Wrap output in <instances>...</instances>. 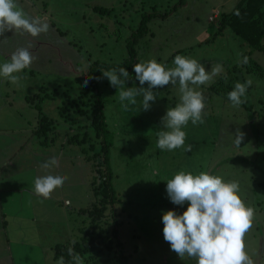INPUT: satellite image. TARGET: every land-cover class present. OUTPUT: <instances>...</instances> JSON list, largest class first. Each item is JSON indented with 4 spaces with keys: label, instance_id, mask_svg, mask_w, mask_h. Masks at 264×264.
Here are the masks:
<instances>
[{
    "label": "rangeland",
    "instance_id": "1",
    "mask_svg": "<svg viewBox=\"0 0 264 264\" xmlns=\"http://www.w3.org/2000/svg\"><path fill=\"white\" fill-rule=\"evenodd\" d=\"M16 2L26 18L49 27L38 36L23 28L0 34V64L8 62L18 48L26 47L35 59L18 75L38 71V78L18 85L0 77V264H57L62 252L67 253L81 241L80 228L89 227L88 207L97 212L103 207H95L92 163L84 160L81 147L68 144L67 135L76 134L77 127H67L68 131L60 127L61 138L43 146L34 128L40 112L27 104L25 96L40 89L55 96L45 101L43 110L56 124L61 119L59 111L80 118L72 102L85 91L84 81L92 65L100 61L119 64L127 59V46L145 12L153 17L144 39L134 46L135 62L156 59L172 68L175 56L181 55L196 59L206 71L220 63L223 71L219 75L228 76L232 71L233 76L238 75L236 68L242 65H235L238 58H243L239 54L252 47L245 42L259 38L255 36L254 17L264 0ZM99 7L110 10L103 14L95 10ZM241 9L233 23L220 32L218 21H210L213 15L220 18L222 13ZM253 58L264 67V48L254 52ZM243 69L252 81L249 102L254 111L243 106L234 108L228 99L214 93L210 88L219 77L215 76L208 84L197 86L205 97L204 122L193 125L189 121L182 129L186 133L184 146L173 151L157 147V132L164 130L161 119L168 108L179 103L178 84L153 89L156 100L150 102V110L143 111V97L138 96L137 103L129 104L126 111L117 96L118 89L107 78L101 79L104 115L115 138L110 164L116 175L114 187L121 195L120 204L108 206L102 213L103 226L114 249L120 243L129 264H196L195 258H181L173 252L163 236V213L172 210L182 215L188 207L187 202L173 204L166 192V182L180 171L194 175L207 172L238 182L242 200L253 209L252 227L243 238L245 252L255 264H264V118L258 117L264 109L260 102H264V77ZM125 86L148 87L139 84L135 73ZM59 106H64L65 112ZM238 130L244 134L239 147L234 144ZM54 156L59 157V167L41 168ZM46 174L66 176L67 180L49 198L37 197L34 179ZM115 251L97 256L95 261L116 264L121 257ZM82 259L84 264H93Z\"/></svg>",
    "mask_w": 264,
    "mask_h": 264
},
{
    "label": "clouds",
    "instance_id": "2",
    "mask_svg": "<svg viewBox=\"0 0 264 264\" xmlns=\"http://www.w3.org/2000/svg\"><path fill=\"white\" fill-rule=\"evenodd\" d=\"M48 24L39 20L26 18L16 0H0V34L12 29L28 31L33 36L48 31ZM243 59L238 65L247 64L248 57L239 54ZM35 57L26 47H20L8 62L0 64V77L6 78L13 85H18L22 77L18 75L29 68ZM174 67L166 68L156 59L136 63L133 66L135 79L141 86L126 87L129 72L126 68H112L102 71L110 85L118 89L117 96L124 110L129 104L135 105L137 97L142 96L143 111L151 108L155 102L153 89L168 85L179 88V103L168 108L161 119L164 130L157 132V147L160 150L173 151L184 146L186 133L182 129L191 121L193 125L204 122L205 97L197 86L208 84L223 71L220 63L213 64L211 71L196 59L177 55ZM88 80L84 81L87 86ZM252 81L237 82L227 96L234 108H239L246 98L247 89ZM127 102V103H125ZM244 134L237 131L234 144L239 147ZM191 150L190 146L187 149ZM59 167V157H52L41 165L43 169ZM66 176L46 174L34 179L33 191L37 197L49 198L52 192L62 187ZM166 192L175 205L188 203L182 215L169 210L162 215L164 240L171 250L181 258L187 255L195 258L196 264H255L245 252L244 235L252 227L253 209L246 206L240 196L239 184L236 181H225L222 177L201 172L197 175L180 171L166 182ZM71 264H84L82 257L68 249ZM57 264H65L61 256Z\"/></svg>",
    "mask_w": 264,
    "mask_h": 264
},
{
    "label": "trees",
    "instance_id": "3",
    "mask_svg": "<svg viewBox=\"0 0 264 264\" xmlns=\"http://www.w3.org/2000/svg\"><path fill=\"white\" fill-rule=\"evenodd\" d=\"M176 7L177 6H175L174 8ZM95 10H99L104 14L106 12H109L110 9H107L106 7H99ZM172 10L173 9H171V11ZM242 10L244 9L237 10L234 13L230 14L220 13V18L213 15L212 17H210V21H218V32H220L226 27V25L232 24L233 21L237 18V15ZM152 17V14L146 12L142 15L140 25L137 29L135 28L136 31L133 34L132 39L129 41V45L127 46L129 50V57L127 59L123 60L122 62H118L119 64H116L117 62L114 63L113 61L108 63H101L100 61L92 65V69L90 70L89 76L87 78L88 85L85 86V91H82V95L78 97L79 99L72 102L74 109L77 108L81 113L80 118L77 115H66L65 113L63 114L62 111L59 110L61 109L65 112V107L59 106L58 108L60 109L58 111L60 113L59 117L61 119H59L58 123L60 125L56 124V122H54L52 118L48 117L49 115L43 110V104L45 103V101H48L50 98L56 99L55 96L47 94L43 89L40 90L44 91L46 94L39 91L35 94L25 96L27 104L30 105V107L32 106L38 108V111L40 112V116L39 118H37V121L35 123V125L37 126L34 127L36 128V137L39 139V142H41L43 146L50 145L51 143H55L61 138L62 132H60V127H63V130L67 131V127L69 129L71 127H77L75 130V133L77 132L76 134L73 133L72 135H67L68 144L81 147V151L85 154L84 160L92 163L93 172L95 173V176L92 180L93 195L96 198L95 207L97 208L99 205H101L103 207V211L102 209H99L98 212L95 210L92 211V209L88 207L85 212L89 213L88 219L91 223L88 228H80L82 234L81 241L76 242L74 245H72V249L73 251L75 250L74 253H79L82 258L85 257V260L87 262H91L93 264H98V262L95 261L97 256H101L104 254L111 255L112 251H115L116 248L119 249L118 253L115 251L116 256L121 257L116 259V264H129L127 258L125 257L126 255L121 249L120 243H117V246L114 249V243L109 239L108 231L103 226L104 219H102V213H104L105 208H107L108 206L115 207L116 204L119 203L121 196L114 187V179L116 175L110 164L111 148L112 146H114L115 138L114 134L109 129L104 115V104L102 100L103 94L100 88V85L102 84L101 79L103 78L102 71H108L112 68L118 69L120 67H124L128 70L129 77H131L133 73H135L133 70V66L137 63V61L135 62L134 59V46L139 43V40L145 37V33L148 29V24L150 23ZM29 19L32 20V17H29ZM254 19V26H256L255 36L259 38L254 39V41L251 40L250 42H245V44H251L252 47L250 49L252 51L250 50L243 52V56L248 57V63L242 64V67L245 68L249 74L263 78L264 67L258 60L253 58V53L256 51H262V49L264 48V6L259 9L258 14L254 17ZM252 26L251 28H253ZM236 33L240 35V33ZM208 42L209 41H207V43ZM245 44H242L243 48L245 47ZM175 54H177V52H175L174 55ZM235 66H238V64ZM242 67L236 68L238 75H232L235 71L229 72L228 76L227 74L219 75L218 79L215 82V86H212V88L210 89H213L214 93L222 96L224 99H228L227 94L233 90L235 83H245L248 80L247 74L244 72V69ZM21 77V82H29L32 80V78H38V71L31 70L27 73H24V75ZM8 84L12 85V83H10L9 81ZM251 88L252 85L247 89L246 98H244L245 102L241 105L248 111H254L253 103L249 102V97L252 92ZM28 100H31V102ZM33 101H36V104H34ZM260 102L264 105L263 101ZM262 110L263 111H260L258 113L259 118H264V109ZM66 133L67 132H65V134ZM99 157L101 158L99 159ZM103 167L105 168L103 169ZM99 212L101 213V216L99 215ZM114 224L118 225V221L114 220ZM114 234L117 238L116 232ZM61 256L65 257V264L71 262V257L69 256L68 252H62Z\"/></svg>",
    "mask_w": 264,
    "mask_h": 264
}]
</instances>
